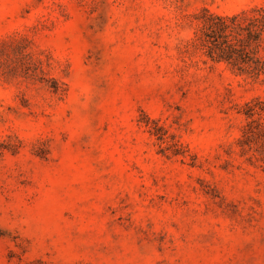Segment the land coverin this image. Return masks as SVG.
I'll list each match as a JSON object with an SVG mask.
<instances>
[{"label":"rangeland","instance_id":"1","mask_svg":"<svg viewBox=\"0 0 264 264\" xmlns=\"http://www.w3.org/2000/svg\"><path fill=\"white\" fill-rule=\"evenodd\" d=\"M251 8L0 0V264H264V82L197 40Z\"/></svg>","mask_w":264,"mask_h":264},{"label":"trees","instance_id":"2","mask_svg":"<svg viewBox=\"0 0 264 264\" xmlns=\"http://www.w3.org/2000/svg\"><path fill=\"white\" fill-rule=\"evenodd\" d=\"M197 40L212 61L223 62L239 74L264 82V9L251 8L234 15H219L203 9ZM243 145L264 160V102L255 99L244 105Z\"/></svg>","mask_w":264,"mask_h":264}]
</instances>
